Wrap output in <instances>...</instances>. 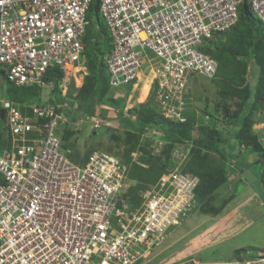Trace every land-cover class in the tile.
<instances>
[{
  "label": "built area",
  "instance_id": "1",
  "mask_svg": "<svg viewBox=\"0 0 264 264\" xmlns=\"http://www.w3.org/2000/svg\"><path fill=\"white\" fill-rule=\"evenodd\" d=\"M93 1L0 0V84L53 90L50 68H86ZM98 1L112 42L103 57L110 85L135 84L146 72L160 113L178 122L188 119L194 77H216L219 60L208 49L238 22L241 6L264 22V0ZM66 120L51 102L0 95V264H137L196 206L200 179L170 171L134 202L118 155L95 149L83 162L67 155ZM148 131L157 134L154 146L165 143L161 129Z\"/></svg>",
  "mask_w": 264,
  "mask_h": 264
},
{
  "label": "rangeland",
  "instance_id": "2",
  "mask_svg": "<svg viewBox=\"0 0 264 264\" xmlns=\"http://www.w3.org/2000/svg\"><path fill=\"white\" fill-rule=\"evenodd\" d=\"M227 35L219 39L217 45L213 46L211 50H216L219 47L218 45L226 40ZM251 59V65L244 73L242 84L237 85L239 80L234 81V84L237 87L239 86L241 90H249L251 95L254 90L257 94L258 88H261L264 95V89L260 86L262 75L253 55ZM81 67H74L66 72L64 94L67 95V98L57 94L58 91L55 93L47 85L42 88L41 98L36 99L37 103L51 102L64 109V116L67 120L61 125V133L64 134V143L71 149L74 160L85 159L95 149H102L116 154L128 167L131 186L137 183L138 185L147 186L155 179H159L162 175L175 170L193 174L190 165L196 153L201 150L195 147L191 140L178 142L165 137L166 141L162 146H154V138L157 134L150 131L141 133L136 128V124H130L126 120V117H131L135 123H138L140 115H130L133 109L141 111L151 109L155 115L159 114L156 101V104L154 101L151 102L152 105L148 104L151 79L146 75V72L140 74V80L135 84L111 86L109 91L107 90L103 94V100L97 106L95 115L91 116L89 112H83L82 107L77 105V100H80L78 98L79 90L84 85L85 77L89 73L87 66L83 70L80 69ZM78 69L80 70L76 72ZM79 78L81 85H79ZM224 80H226V75L220 70L213 79L200 75L194 77V83L189 86L187 94L186 115L189 122H192L188 133L193 138H199L217 132L216 134L220 138L222 146L227 148L226 152H228L231 143H236L238 149L243 150L246 148V144L240 142L241 138L236 137L232 131L235 129L234 117L242 113V105H244L245 100H243V97L234 94L229 86L224 84ZM3 84H0V95L8 97L9 92L1 89L2 86H7V83ZM252 99H255V103L253 106L252 103L249 104L251 107L248 112L250 117L248 118L251 120L250 127H247L244 133L249 134V136L253 134L258 136V139L264 144V100L256 97ZM104 108L110 111L109 114L107 113L109 116L106 120L99 115L101 109ZM118 114L123 115L121 124L117 122L118 120H115ZM98 118L104 119L99 128L94 125ZM112 119L114 120L111 121ZM155 119L163 122V126L169 128L166 125L167 123L160 120V118L155 117ZM134 145L136 146L135 149H133ZM203 152L201 151V154H204ZM211 154L216 156L218 162L225 159L222 152H211ZM141 165L147 170L152 166L155 169L153 173L147 172V170L144 171V174L148 177L145 181L139 179L138 174L143 172ZM260 168L261 164L258 162L252 164L246 169L245 177L248 174L254 176V173L259 172ZM228 169L230 170V168ZM136 175L139 177L137 178ZM255 180L257 179L255 178ZM237 181L233 180L232 183ZM226 185L219 188L214 196L219 212H206L201 209L197 202L193 210L185 217L183 224L172 228L167 233L164 242L150 251L137 264H177L187 259L211 262L216 258H218V263L214 264H229L219 261L234 262L235 258L244 261V254L248 249L249 251L252 249L248 245L237 247L238 243L239 245L244 243L253 244L252 248L260 251H251L252 257H257L260 253L264 254V206L256 198L246 201L248 194H245V191L243 192V187L237 188L235 185L229 184L233 187L229 188V185ZM236 194L238 195L237 198H235ZM237 210L241 211L242 222L247 224L246 228L243 227L245 230L239 228L240 230L235 231V228H233V224L237 219L234 218L235 216L230 217L229 215L232 211ZM251 218L255 220L250 226ZM244 263L247 264L248 262ZM233 264H237V262Z\"/></svg>",
  "mask_w": 264,
  "mask_h": 264
},
{
  "label": "trees",
  "instance_id": "3",
  "mask_svg": "<svg viewBox=\"0 0 264 264\" xmlns=\"http://www.w3.org/2000/svg\"><path fill=\"white\" fill-rule=\"evenodd\" d=\"M98 2V0H94L88 12L89 25L84 40L85 65L88 67L89 73H87L85 77L84 85L79 90L78 98L80 100H77V105L82 107V111L89 112V115L91 116L95 115L97 106L101 103V100H103V94H105L107 90L109 91L111 87L110 76L103 57L107 52L110 51L112 42L108 24L104 16L99 11ZM211 42L212 44L208 51L219 60L218 71L220 70L226 75L224 84H227L234 94L238 95L239 97H243V100H245L244 105H242V113L234 117L233 124L235 129H233L232 132L236 137L241 138L240 142H244L246 144V149L249 150L250 153L257 155L260 153L256 162L261 164V168L264 169L263 142L259 140L258 136L254 134L249 136V134L244 133L247 127H250L249 124L251 122L248 115V112L251 110L249 104L252 103L253 106L255 99L252 98L255 97L264 100V95L262 93L263 91L261 88H258L257 94L254 90V93L251 95L249 90H241L239 86L237 87L234 84V81L236 80H239L237 81V85L242 84L241 82L244 78V73L246 69H249L252 60L251 56L253 55L254 61L258 65L260 74L262 75L260 86H262L264 89V22L254 14L247 3H244L241 6L240 18L233 28L228 32L226 40L222 41L221 44L218 45L219 47L213 51L211 48L217 45V42L214 40ZM71 69H73L72 64L66 65L64 67H53L49 69L47 75L45 76L46 81H53L54 83V89L52 91L55 93L58 91L57 94H60L65 98H67V95L64 94L66 89L64 81L67 70ZM5 82L7 83V87L9 89V97L14 100L23 102H36V99H39L38 97L41 98L40 94L42 87L39 85L17 86L14 83H10L9 81ZM149 99L150 100L148 101V104L152 105L151 102L153 101L155 103L156 100L154 89L151 90ZM58 108L62 110V108ZM107 113H110L109 109L104 108L101 109L99 115L106 120V118L109 116ZM130 113V115H140L138 123H135L131 117H126V120L130 124H136V128L140 130L141 133L152 129H161L164 132V137L167 139H172L178 142L191 140L195 147H198L201 151H204V154H201V151L197 152L190 165V168L193 170L192 173L197 175L200 179L195 190L196 199L202 210L206 212H219L214 200V196L217 190L228 181L229 174L227 169V161L234 157H232L229 151L226 152V148L222 146L221 140L216 134L217 132L207 137L193 138L188 133L192 123L191 121L189 122L188 119L186 122L173 121L164 115H161L159 110V114L155 115L154 111L151 109H147L145 111L133 109ZM155 117L166 122V125L169 128L163 126V122L156 121L157 119H155ZM116 118L117 119L115 120H118L117 122L121 124L123 120L121 118H123V115L118 114V117ZM113 120L114 119L111 121ZM95 130L97 131V129ZM61 136L64 144V151L71 159H73L71 155V149L64 143V134L61 133ZM135 148L136 146L134 145L133 149ZM211 152H222L226 160L224 159L222 162H218L215 158L216 156L212 155ZM85 159H81L80 161L83 162ZM141 169L143 172L138 174L140 177L137 175L136 176L137 178L139 177L141 181H145L148 179L146 174H144V171L147 169H145V167L142 165ZM154 170V166H152L147 170V172L153 173ZM262 177L264 182V176ZM157 179H155V181ZM155 181L151 184L155 183ZM151 184L144 186L143 184L138 185L137 183L136 185L130 186L129 193L133 194L132 200L134 202H138L140 200L138 192L142 188H146Z\"/></svg>",
  "mask_w": 264,
  "mask_h": 264
},
{
  "label": "crops",
  "instance_id": "4",
  "mask_svg": "<svg viewBox=\"0 0 264 264\" xmlns=\"http://www.w3.org/2000/svg\"><path fill=\"white\" fill-rule=\"evenodd\" d=\"M241 150H242L241 148L238 149V146L236 145V143H234V144L231 143V146L229 147L228 151L231 153L232 157H234V158L227 161V169L230 168V170L228 169L229 179H228V182H226L225 184H227L226 186H228L229 184H232V185H235V187H237V188L243 187L244 188L243 192L245 191V194H248L247 199H245L246 201H249V199H251V198L252 199L256 198V200L264 206V182H263V177H262L263 176V169L260 168L259 172H255L254 173L255 177L253 175H250V174H248V176L245 177L246 176V169L249 166H251L252 164L256 163L258 155L256 156V154L250 153L249 150H246V148H244L242 151ZM249 178H251V179L249 180ZM255 178L257 180H255ZM233 180H238L236 182L237 184L232 183ZM232 185L231 186L229 185V188H233ZM237 197H238V195L236 194L235 198H237ZM248 210H249V208H248ZM240 213H241V211L237 210V211H232L229 215L230 217L235 216L234 218L237 219V221L233 224V228H235V231L240 230L239 228H242L243 230H245L244 228H246V225H247L246 223L242 222L243 219H242V215ZM244 214L246 215L247 213H244ZM247 216H249V215H247ZM254 220L255 219L251 218L250 226H251V224H253ZM225 221H227V220H225ZM245 245H248L249 248H251L252 250L249 251V249H248V251L244 254V261L240 260L238 258H235L234 262L235 263L237 262V264H245L244 262H246V263L248 262L247 264H252V263L253 264H255V263L256 264H264L258 260L259 256L252 257L251 251H254V252L259 251V250L252 248L253 244L249 245V244L244 243V244L239 245V243H238L237 247H245ZM261 249H263V248H261ZM260 254H262V253H260ZM228 258L231 259L230 257H228ZM209 259H212V258H209ZM200 261L204 264H214V263H218L217 262L218 258L213 259V261H211V262H207V261L204 262L202 260H200ZM219 262H221V263L226 262L229 264L234 263L233 261H219Z\"/></svg>",
  "mask_w": 264,
  "mask_h": 264
},
{
  "label": "bare ground",
  "instance_id": "5",
  "mask_svg": "<svg viewBox=\"0 0 264 264\" xmlns=\"http://www.w3.org/2000/svg\"><path fill=\"white\" fill-rule=\"evenodd\" d=\"M76 68H78V67H76ZM79 70H80V69L76 70V72L79 71ZM79 85H81V80H80V78H79Z\"/></svg>",
  "mask_w": 264,
  "mask_h": 264
},
{
  "label": "clouds",
  "instance_id": "6",
  "mask_svg": "<svg viewBox=\"0 0 264 264\" xmlns=\"http://www.w3.org/2000/svg\"><path fill=\"white\" fill-rule=\"evenodd\" d=\"M251 65V64H250ZM251 69V68H250ZM113 87V86H112ZM150 94V93H149ZM99 128V127H98Z\"/></svg>",
  "mask_w": 264,
  "mask_h": 264
}]
</instances>
